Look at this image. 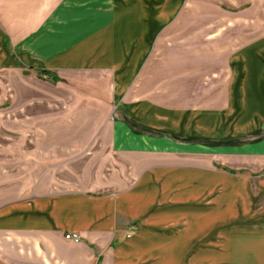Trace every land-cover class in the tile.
Wrapping results in <instances>:
<instances>
[{
    "label": "crops",
    "instance_id": "obj_1",
    "mask_svg": "<svg viewBox=\"0 0 264 264\" xmlns=\"http://www.w3.org/2000/svg\"><path fill=\"white\" fill-rule=\"evenodd\" d=\"M5 70L108 94L73 174L0 185V264H264V0H0Z\"/></svg>",
    "mask_w": 264,
    "mask_h": 264
},
{
    "label": "rangeland",
    "instance_id": "obj_2",
    "mask_svg": "<svg viewBox=\"0 0 264 264\" xmlns=\"http://www.w3.org/2000/svg\"><path fill=\"white\" fill-rule=\"evenodd\" d=\"M57 81L51 84L45 78L37 81L11 70L0 72V185L40 174L67 177L83 157L72 153L80 142L77 131L92 129L96 107L86 106L94 98L105 100L108 85L92 73ZM62 165L69 169L63 171ZM198 247L201 258L196 264H235L236 251L225 260L217 240ZM245 253L253 256L252 251Z\"/></svg>",
    "mask_w": 264,
    "mask_h": 264
},
{
    "label": "built area",
    "instance_id": "obj_3",
    "mask_svg": "<svg viewBox=\"0 0 264 264\" xmlns=\"http://www.w3.org/2000/svg\"><path fill=\"white\" fill-rule=\"evenodd\" d=\"M65 238L75 242H79L81 240V235L74 232H67L65 234Z\"/></svg>",
    "mask_w": 264,
    "mask_h": 264
}]
</instances>
